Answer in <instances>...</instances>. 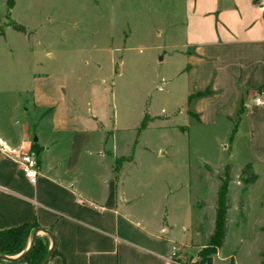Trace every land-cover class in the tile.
<instances>
[{"label": "rangeland", "instance_id": "rangeland-1", "mask_svg": "<svg viewBox=\"0 0 264 264\" xmlns=\"http://www.w3.org/2000/svg\"><path fill=\"white\" fill-rule=\"evenodd\" d=\"M184 3L15 0L11 18L27 32L10 28L0 37V125L17 121L35 133L36 112L25 91L28 75L66 74L70 91L83 101L94 95L96 106L105 107L123 129L116 134L118 150L135 159L128 184L139 198L138 211L155 220L164 211L175 212L179 228L190 205V236L179 242L185 264L201 261L197 253L213 230L215 192L225 172L226 232L211 262L261 264L264 166H257L256 179L248 182L237 167L248 158L245 139L223 149L230 146L226 135L232 136V129L199 127L184 113L183 78L176 77L183 66L176 49L184 43ZM144 116L146 129H141Z\"/></svg>", "mask_w": 264, "mask_h": 264}, {"label": "crops", "instance_id": "crops-1", "mask_svg": "<svg viewBox=\"0 0 264 264\" xmlns=\"http://www.w3.org/2000/svg\"><path fill=\"white\" fill-rule=\"evenodd\" d=\"M5 13L0 0V27ZM5 25L3 38L11 28ZM176 50L183 56L176 77L183 78L185 115L215 132L228 133L235 124L223 149L244 138L248 158L237 167L249 162L257 175L256 167L264 166V106L254 102L264 88V0H185L184 43ZM27 78L36 132L14 121L0 125V141L14 149L35 143L39 174L29 182L18 155L0 146V230L32 223L48 229L56 241L48 264H185L179 242L190 236V205L179 228L175 212L156 220L140 213L128 184L135 159L118 150L116 134L123 129L107 109L96 106L92 94L84 105L64 73ZM40 234L49 251L51 238ZM30 243L31 235L25 249ZM0 264L29 263L0 258Z\"/></svg>", "mask_w": 264, "mask_h": 264}, {"label": "trees", "instance_id": "trees-1", "mask_svg": "<svg viewBox=\"0 0 264 264\" xmlns=\"http://www.w3.org/2000/svg\"><path fill=\"white\" fill-rule=\"evenodd\" d=\"M14 5L15 0H6V24H8L12 29L16 31L26 33V27L20 23H17L11 18V10ZM2 26L0 27V35L4 34ZM241 112L242 108L239 105L235 112L236 122L238 121ZM145 118L146 116H144L143 120L141 121V129H144L146 126ZM234 127L235 124L233 125L232 132L234 130ZM33 148L36 151L38 150V147L35 145V143L33 144ZM224 167L227 168L228 164L224 165ZM240 174L244 176L245 180H247L248 182H253L256 179V174L253 172L251 163L249 162L242 165V167L240 168ZM228 181L229 177L227 172H225L215 192L213 230L206 237L203 246L197 253V256L200 257L201 260L199 264H202V262H204V264H213L211 262V255L214 254L216 250L223 245L227 222L226 214L229 208V201L227 197ZM35 228H37V224L32 223L21 224L18 226L0 230V255H15L22 252L26 247L29 236ZM55 251L56 248L54 250V253ZM47 254L48 248L46 238L37 236L34 240L33 248L31 249L29 254L20 261H27L29 264H43L45 258L47 257ZM261 258V264H264V254L261 255ZM230 264H232L231 261Z\"/></svg>", "mask_w": 264, "mask_h": 264}, {"label": "built area", "instance_id": "built-area-1", "mask_svg": "<svg viewBox=\"0 0 264 264\" xmlns=\"http://www.w3.org/2000/svg\"><path fill=\"white\" fill-rule=\"evenodd\" d=\"M264 88L260 89L254 98V102L264 106ZM0 146L6 152L14 153L18 155V163L21 169L24 171L29 182L34 183L39 174V157L37 151L31 145H21L18 149L11 148L4 141H0ZM176 250L175 246H172V254Z\"/></svg>", "mask_w": 264, "mask_h": 264}, {"label": "water", "instance_id": "water-1", "mask_svg": "<svg viewBox=\"0 0 264 264\" xmlns=\"http://www.w3.org/2000/svg\"><path fill=\"white\" fill-rule=\"evenodd\" d=\"M33 141H36V137L33 138ZM38 230L46 233L51 238V247L48 251L47 257L45 258V260L43 262V264H48V261L50 260V258L54 254V250L56 247V241H55L54 235L48 229L41 228V227H37L32 231L31 243H30L29 247L27 249H25V251H23L17 258H10V257H7V255H0V258L6 259V260H9L12 262H17V261H20L21 259L25 258L29 254L31 249L33 248V243H34V240L36 238V233Z\"/></svg>", "mask_w": 264, "mask_h": 264}]
</instances>
